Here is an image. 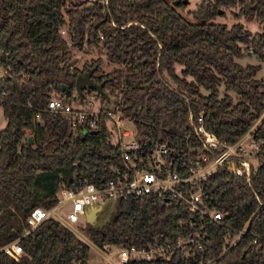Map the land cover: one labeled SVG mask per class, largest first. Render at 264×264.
<instances>
[{"label":"trees","instance_id":"16d2710c","mask_svg":"<svg viewBox=\"0 0 264 264\" xmlns=\"http://www.w3.org/2000/svg\"><path fill=\"white\" fill-rule=\"evenodd\" d=\"M183 1L74 0L66 7L67 0H0V67L6 72L0 79L6 122L0 131V246L21 236L34 208H52L59 188H73L79 180L100 187L118 178L121 154L104 119L96 133L82 134L47 108L57 95L76 103L95 95L104 102L91 90H83L81 99L75 92L76 77L89 69H95L94 82L103 83V92L115 97L135 127L143 152L155 144L177 151L196 147L192 138L186 140L193 137L190 114L195 119L201 113L204 128L227 144L259 119L264 111V79L256 78L260 66L242 67L238 60L253 45L264 62L259 52L264 48V0H201L188 13L191 21L178 11L185 8ZM219 10H234L236 20L257 19L260 32L252 34L240 23H214ZM91 47L104 51L115 68L102 73L97 58L70 72L72 50ZM254 138L264 139V120ZM258 160L248 181L219 169L203 183L204 205L224 215L221 225L201 224L194 216L193 225L183 227L179 222L191 216L182 205L150 195L118 199L105 222L85 223L82 232L102 249L147 247L205 228L207 240L194 259L172 247L168 259H131L128 264H264V248L248 254L252 237L264 236V151ZM247 222V234L224 254L223 236L237 234ZM20 244V259L0 254V264H89V246L53 220Z\"/></svg>","mask_w":264,"mask_h":264},{"label":"built area","instance_id":"2783aa9c","mask_svg":"<svg viewBox=\"0 0 264 264\" xmlns=\"http://www.w3.org/2000/svg\"><path fill=\"white\" fill-rule=\"evenodd\" d=\"M99 1L102 4L107 3V0ZM60 33L66 35V30L62 28ZM70 45L68 41V46ZM84 51L86 48L77 53L84 55L87 53ZM87 51L90 53V49ZM246 51L251 53L250 48ZM75 67L77 66L72 63L70 72ZM5 74V70L0 67V79H3ZM116 101L115 99V103L111 106L109 97L101 102L95 95L88 96L84 103L80 101L76 103L59 95L50 99L48 110L61 114L73 131H81L82 134L96 131L101 120L104 119L113 132L112 143L119 148L123 166L115 170L118 176L116 180H110L100 187L79 180L73 188H59L55 194V205L50 209L34 208L26 219L21 236L1 245L0 254L18 261L23 253L21 240L48 219L61 224L84 242L78 228L80 226L83 228L87 223L86 214L90 212V208L101 210L107 207L111 213L118 199L129 197L144 200L147 196L155 195L166 198L168 205L179 203L191 216L189 221L179 222L183 227L188 224L192 226L194 216H198V223L221 225L224 215L204 205L203 183L214 176L219 169H224L246 181L257 172L258 155L264 151V139L254 138L256 128H251L234 144H227L219 141L204 128L201 113L195 119L190 114L188 121L193 137L188 136L186 140L192 138L197 143L196 147L190 146L177 151L166 144H155L153 148L143 152L140 142L136 139L135 127L122 115ZM248 224L249 222L235 235L226 233L223 236L224 254L247 234ZM204 229L176 237L174 241L154 240L147 247L105 245L100 250L102 253L114 251L117 261L115 264H128L131 259L143 261L168 259L172 254V247L179 250L184 258L194 259L197 252L202 251L207 240ZM262 248H264V236L256 235L251 239L248 254L256 253ZM109 262L114 264L113 260Z\"/></svg>","mask_w":264,"mask_h":264},{"label":"rangeland","instance_id":"374dc122","mask_svg":"<svg viewBox=\"0 0 264 264\" xmlns=\"http://www.w3.org/2000/svg\"><path fill=\"white\" fill-rule=\"evenodd\" d=\"M201 0H187V4L184 9H178L179 13L186 18L187 20H192L191 16L188 15V13H191L196 10L197 6L200 4ZM74 3V0H67L66 7H70L71 4ZM221 11V14L219 16L215 17L213 22L217 24H225L228 27H231L233 24L240 23L242 24L249 32L252 34H256L260 32L261 24L257 19H252L249 21H246L244 19L236 20L233 17L232 12L234 10H226L223 12ZM218 11V12H219ZM224 13V14H223ZM250 46V45H249ZM87 49H90V53L87 51ZM251 53H248L245 50L244 57L238 60V63L242 67H246L248 65H259L260 70L257 74V79H264V62H261L255 52L258 51L256 48L251 45L250 46ZM84 55H81L80 53H77V51L72 50V57L71 62L74 63L78 69H81L85 63L90 62L91 60L101 58L102 64H101V71L102 73H110L114 68V64L111 63L105 56V52L101 51L99 49H95L93 47L86 48V51ZM259 52L264 54V48L259 50ZM229 96L233 99V101H236V96L233 93H229ZM100 101V99H99ZM110 105L112 106L115 103V97L109 96ZM113 103V104H112ZM108 105V103H106ZM264 120V111L260 115L259 119L253 124V128H257V126ZM5 119L2 114V109L0 107V131L5 127ZM110 214V209L107 207H103L96 215V220L93 223L94 225H101L105 220L108 218ZM79 233L81 236H83L84 243H86L89 246V263L90 264H105L104 256H102L100 253H98L95 250V247L93 244L85 237V235L82 232V227L78 228ZM78 236H80L78 234ZM83 241V240H82ZM113 253V251H109L106 253L107 256H110ZM114 264L116 261V257H113Z\"/></svg>","mask_w":264,"mask_h":264},{"label":"water","instance_id":"95a60500","mask_svg":"<svg viewBox=\"0 0 264 264\" xmlns=\"http://www.w3.org/2000/svg\"><path fill=\"white\" fill-rule=\"evenodd\" d=\"M178 2H175L173 5L176 6ZM183 4H187V0L183 1ZM221 14V11L218 12ZM93 69H89L84 73V75H79L75 79V92L77 93V96L79 99L82 97L83 90H91L93 92H96L98 95H101L105 98H107V95L103 92V83L97 84L92 79V74L94 72ZM64 88V87H63ZM90 133H96V131H91ZM32 144L31 139H28L26 142V146H30ZM100 211L99 208H90V212L86 214V222L89 224H93L96 220V214Z\"/></svg>","mask_w":264,"mask_h":264},{"label":"crops","instance_id":"0c3cea01","mask_svg":"<svg viewBox=\"0 0 264 264\" xmlns=\"http://www.w3.org/2000/svg\"><path fill=\"white\" fill-rule=\"evenodd\" d=\"M94 246V245H93ZM95 247V246H94ZM95 250L100 253L102 256H104V260H105V264H109L110 260H113V257H115V253L113 251V253L110 256H107L106 253H102V251L100 249H98L97 247H95ZM90 264V263H89Z\"/></svg>","mask_w":264,"mask_h":264}]
</instances>
